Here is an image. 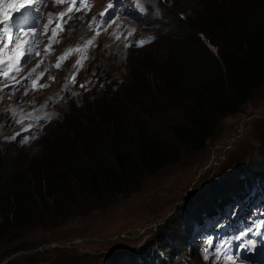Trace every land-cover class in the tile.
<instances>
[{
    "label": "trees",
    "instance_id": "16d2710c",
    "mask_svg": "<svg viewBox=\"0 0 264 264\" xmlns=\"http://www.w3.org/2000/svg\"><path fill=\"white\" fill-rule=\"evenodd\" d=\"M196 2L201 18L182 21L184 13L170 11L151 16L156 37L165 33L160 35L167 54L164 62L150 63L148 81L142 73L126 87L118 86L111 98L120 99L113 104L97 100L77 113L72 107L64 122L40 134L37 149L28 150L22 161L19 151L8 159L0 150V258L27 248L23 228L57 225L80 205L108 204L118 194L137 190L146 175L179 160L184 150L203 149L219 118L241 110L264 83V0ZM168 106L181 114L168 126L170 140L152 127ZM246 161L247 167L220 188L189 201L179 215L173 210L158 223L151 242L108 264H193L188 220L230 198L247 196L245 210H251L252 187L264 193V144Z\"/></svg>",
    "mask_w": 264,
    "mask_h": 264
},
{
    "label": "rangeland",
    "instance_id": "374dc122",
    "mask_svg": "<svg viewBox=\"0 0 264 264\" xmlns=\"http://www.w3.org/2000/svg\"><path fill=\"white\" fill-rule=\"evenodd\" d=\"M103 1L89 0L61 19L49 10L38 30L46 37L41 52L52 63L42 59L41 54L31 56L23 71L14 72L6 84L0 81V150L8 159L18 151V161L28 157L31 150L37 149L34 142L40 134L43 136L47 128L64 122L72 107L76 110L97 100L113 104L120 99L111 98L118 86L126 87L142 73L146 81L148 69L153 70L150 63L166 60L167 42L160 30L153 42L131 48L109 29L110 23L104 22L94 29ZM135 1L144 6V11L148 9L146 14L137 15L135 10L130 13L128 8H121L113 24L121 20L135 29L136 35L155 34L158 29L150 23L151 16L160 17L165 11L184 13L182 21L204 15L196 0ZM49 7L61 11L65 5L50 1ZM194 10L199 11L194 15ZM71 49L67 56L66 51ZM144 64L150 66L144 68ZM42 83L45 86L40 87ZM160 118L152 122V127L170 140L168 126L181 118L180 111L168 106ZM263 144L264 83L253 91L241 110L219 118L203 149H183L179 160L146 175L137 190L118 194L108 204L95 208L80 205L76 213L64 220L60 218L57 225L23 228L27 248L8 252L0 258V264H108L117 256H127L133 248L151 242L158 233V223L173 210L178 209L179 215L186 204L197 200L203 192L220 188L223 180L240 173L247 167L246 160L253 159ZM239 240L247 259H237L236 264H264L263 237L243 234ZM195 257L193 254L191 259ZM197 259L196 264H232L227 257L209 263Z\"/></svg>",
    "mask_w": 264,
    "mask_h": 264
},
{
    "label": "snow or ice",
    "instance_id": "6c2138e0",
    "mask_svg": "<svg viewBox=\"0 0 264 264\" xmlns=\"http://www.w3.org/2000/svg\"><path fill=\"white\" fill-rule=\"evenodd\" d=\"M24 7H25V5H23V4L20 5V8H24ZM19 10H20V9L18 8L17 11H19ZM61 15H63V14H61ZM102 15H103V13H102ZM5 19L7 20L8 18L5 17ZM8 39H9V43H12L11 36H9ZM7 46H8L7 44L4 45V47H7ZM20 55L23 56L24 53H21ZM18 58H19V57H18ZM3 74H4V75H8L7 72H4ZM242 235H243V234H242ZM207 251H208V250L206 249V250H205V258H206V259L208 258V256H207ZM216 258L218 259L219 256H217ZM228 260L231 261L232 264H236V260H235L232 256H229V257H228Z\"/></svg>",
    "mask_w": 264,
    "mask_h": 264
},
{
    "label": "clouds",
    "instance_id": "9594fccd",
    "mask_svg": "<svg viewBox=\"0 0 264 264\" xmlns=\"http://www.w3.org/2000/svg\"><path fill=\"white\" fill-rule=\"evenodd\" d=\"M153 41H154V40H153ZM153 41H152V42H153ZM150 43H151V42H150ZM148 44H149V43H148ZM145 45H147V44H145ZM145 45H144V46H145ZM141 47H142V46H141ZM138 48H140V47H138Z\"/></svg>",
    "mask_w": 264,
    "mask_h": 264
},
{
    "label": "water",
    "instance_id": "95a60500",
    "mask_svg": "<svg viewBox=\"0 0 264 264\" xmlns=\"http://www.w3.org/2000/svg\"><path fill=\"white\" fill-rule=\"evenodd\" d=\"M166 1V0H165Z\"/></svg>",
    "mask_w": 264,
    "mask_h": 264
}]
</instances>
